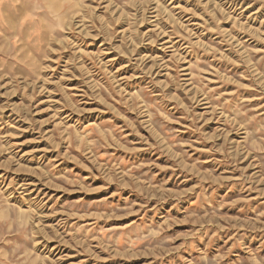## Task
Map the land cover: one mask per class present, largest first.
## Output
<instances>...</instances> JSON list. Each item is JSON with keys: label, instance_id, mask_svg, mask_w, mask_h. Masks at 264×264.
<instances>
[{"label": "rangeland", "instance_id": "1", "mask_svg": "<svg viewBox=\"0 0 264 264\" xmlns=\"http://www.w3.org/2000/svg\"><path fill=\"white\" fill-rule=\"evenodd\" d=\"M0 264H264V0H0Z\"/></svg>", "mask_w": 264, "mask_h": 264}]
</instances>
